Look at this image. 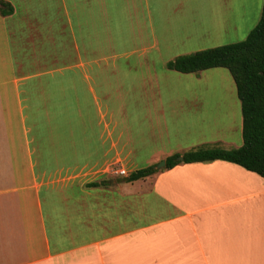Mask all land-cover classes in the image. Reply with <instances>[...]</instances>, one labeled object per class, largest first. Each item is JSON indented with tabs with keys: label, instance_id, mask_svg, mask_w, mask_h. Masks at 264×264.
<instances>
[{
	"label": "crops",
	"instance_id": "1",
	"mask_svg": "<svg viewBox=\"0 0 264 264\" xmlns=\"http://www.w3.org/2000/svg\"><path fill=\"white\" fill-rule=\"evenodd\" d=\"M2 1L0 264L264 259L257 174L217 160L124 181L173 154L242 144L188 128L196 94L161 92L174 77L161 74H181L166 68L180 55L163 58L175 45L131 50L156 56L117 66L100 54L106 0ZM101 60L112 77L101 79Z\"/></svg>",
	"mask_w": 264,
	"mask_h": 264
},
{
	"label": "rangeland",
	"instance_id": "2",
	"mask_svg": "<svg viewBox=\"0 0 264 264\" xmlns=\"http://www.w3.org/2000/svg\"><path fill=\"white\" fill-rule=\"evenodd\" d=\"M264 0H106L108 18L101 25V59L119 66L150 60L156 56L153 49L147 53L129 54L159 44L175 45L164 53V60L178 55L229 45L243 41L258 24ZM102 61V60H101ZM163 62V61H162ZM158 74L161 66L155 61ZM101 79L112 77L101 62ZM122 75V73H121ZM127 75V74H126ZM132 76L136 73L132 72ZM174 76L171 83L161 86V92L196 94L195 109L185 116L188 128L203 127L211 141L242 143V117L235 84L224 68L208 69L192 76ZM194 97V96H193ZM236 100L237 107H232ZM228 146V145H225ZM127 175V172L124 174ZM264 213V206L262 207ZM264 264V259L251 261ZM247 263V261H246Z\"/></svg>",
	"mask_w": 264,
	"mask_h": 264
},
{
	"label": "trees",
	"instance_id": "3",
	"mask_svg": "<svg viewBox=\"0 0 264 264\" xmlns=\"http://www.w3.org/2000/svg\"><path fill=\"white\" fill-rule=\"evenodd\" d=\"M7 3L0 0V13L6 14ZM166 68L181 74H198L213 69H226L235 84L240 103L242 144L238 148L198 147L165 159V167L150 165L132 171L124 179L135 182L181 163L225 161L253 172L264 179V2L258 24L240 42L180 55ZM181 157V160H178ZM104 184L103 182L100 183ZM94 183L92 186H97Z\"/></svg>",
	"mask_w": 264,
	"mask_h": 264
},
{
	"label": "water",
	"instance_id": "4",
	"mask_svg": "<svg viewBox=\"0 0 264 264\" xmlns=\"http://www.w3.org/2000/svg\"><path fill=\"white\" fill-rule=\"evenodd\" d=\"M182 158L181 157H178V160H181ZM165 167V161H161L157 166L156 168L157 169H161V168H164Z\"/></svg>",
	"mask_w": 264,
	"mask_h": 264
},
{
	"label": "built area",
	"instance_id": "5",
	"mask_svg": "<svg viewBox=\"0 0 264 264\" xmlns=\"http://www.w3.org/2000/svg\"><path fill=\"white\" fill-rule=\"evenodd\" d=\"M118 174L124 175L125 171L124 170H120V171H118Z\"/></svg>",
	"mask_w": 264,
	"mask_h": 264
}]
</instances>
